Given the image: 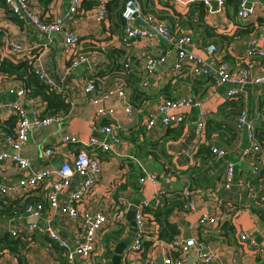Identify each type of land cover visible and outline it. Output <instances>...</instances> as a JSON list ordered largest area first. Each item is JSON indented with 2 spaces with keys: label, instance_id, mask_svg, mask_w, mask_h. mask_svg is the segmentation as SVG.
I'll return each mask as SVG.
<instances>
[{
  "label": "crops",
  "instance_id": "crops-1",
  "mask_svg": "<svg viewBox=\"0 0 264 264\" xmlns=\"http://www.w3.org/2000/svg\"><path fill=\"white\" fill-rule=\"evenodd\" d=\"M30 1L33 2L31 3L33 7L41 9L42 17H45V12L52 16L64 15L70 2V0ZM199 1L139 0L143 13H152L158 19L166 21L172 29L179 27L180 24L181 28L189 30L192 37L190 47L196 52L204 54L206 42L213 41L221 47L220 52L223 58L234 65V55L248 46L247 40L250 32L256 29L264 31V11L262 10L264 0H254L256 2L254 13L246 19H240L233 5L226 0L222 10L206 11L201 20L197 19ZM94 3V0H82L79 12L72 19H64L61 29L50 34V40L42 51L43 64L63 86V94L69 100L70 108L62 121L31 130L28 141L20 151L31 158L30 169L37 170L48 162L47 159L41 157L43 146L58 145L51 158L52 165L60 163L64 155L71 154L80 146L72 143L61 144V137L64 134H77L87 139L92 134V122L115 121L122 139L116 145L118 153L109 151L98 153L102 160L103 171L80 207H89L93 210L102 207L110 212L120 192H124L130 199L138 196L140 200H151L154 190L160 191V199L180 193L185 195L184 192L188 191L186 199H191L195 208L191 211L188 208L173 210L168 217L177 225L179 229L177 235L184 237L189 233V237L205 240L213 252L210 264H264V206L256 202L258 195L264 193V145L256 156L255 164L258 171L252 173L250 165L240 159V152L247 143L246 134L234 129V112L237 104L241 108L246 107L249 114L254 116L256 135L264 139V84H246L238 101H233L226 96V84L212 86L206 78L192 79L184 72L174 75L167 64L161 67L157 65L156 70L149 76V85L143 86L141 79L145 73L147 59L163 56L168 49H171L170 45L164 40L135 39L128 42L122 40L123 23L118 20V8L112 3H107L105 20L98 23L95 19V10L92 9ZM212 4L216 5L215 0H212ZM6 7L4 0H0V22L4 24L6 32L0 36V59L8 56L6 52L10 48L7 43L9 39L22 42L23 47L28 50V55L32 52L36 53V49L41 48L46 37L42 36L33 25H28L11 15ZM1 10H4L3 15ZM135 23L146 26L141 19H136ZM207 26H211L212 30H207ZM63 27H66V30H63ZM70 30L79 37L77 50H83L89 56L88 62L75 68L68 66V55L63 50L64 35ZM259 45L264 48V38L259 41ZM25 59L28 60V57ZM250 59L253 62L252 74L260 73V60L256 57ZM126 60H129L128 71L123 65ZM97 72L100 73L95 75ZM0 77L6 78L3 80L5 85L0 91L1 149L4 144V133L7 132L2 127L3 122L13 115L5 87L9 82L16 84L19 80L18 78H7L4 74ZM93 78L97 81L95 93L106 89L116 80L121 82L125 88L126 99L133 104L139 103L134 100L132 92L133 86L138 81V86L146 94H150L148 98L150 104L147 103L142 109L140 106L143 104L138 107L134 105L135 110L129 115L124 112L123 99L103 98L104 104L113 106L115 110L112 115L107 114L96 118L94 114L96 104L82 89L87 81ZM170 83L176 87V93L179 94H199L206 86H209L202 105L208 111L207 119L210 117L208 121L210 122L211 119L221 121L225 133L219 134L213 129L207 130L209 122H206V137L204 136L202 141H205L206 145L214 144L224 147L227 151L224 157L216 158L208 155L203 159V154L199 149L200 145L192 149L190 141L193 137V120L197 107L187 110L189 119L181 123V134H177L180 130L178 124L163 127L158 123L151 130H146L144 121L149 108L156 102L154 94L159 93L160 88ZM22 104L29 110L28 107L31 104L43 105L44 103L39 97H33L30 100L23 99ZM257 112L260 117H255ZM223 114H226L225 117ZM15 123L16 121L8 127L14 129ZM224 124L228 127L227 129ZM151 142H156V145L150 144ZM189 149H192V153L186 155L185 151ZM226 159L236 161L234 184L229 190L217 185L224 172ZM141 166L150 171L162 172L165 176L161 177L157 184L149 181L142 184L138 181V177L143 173ZM137 167L141 169V173L132 174V170ZM21 174L22 172L12 161L7 160L0 163V182L14 181ZM134 186L138 188L134 189ZM1 198L5 205L9 203L8 199H17L14 206L19 203L22 206L28 199L12 196V194H0ZM19 211L9 215L0 207V232L7 230L6 225L9 224L10 216ZM204 212L216 216V221L201 226L198 219ZM52 216L56 226L76 232V223L72 219L54 211H52ZM116 227L109 225L103 234ZM242 231L249 233L258 248L239 237ZM21 238L25 245L20 253L24 256L25 264H97L100 258L96 255L90 261L78 257L70 263L56 243L46 236L34 233L31 239L26 236ZM147 239L151 242L146 246L143 254L133 259L121 258L120 264H144L145 257L150 252L157 257L158 262H161L163 255L170 250L169 241L156 238L155 235ZM114 242L117 241L108 242V246L112 249ZM193 251L192 246L184 264H191ZM112 254H105L110 264ZM4 262L19 264L16 253L7 248L0 249V264Z\"/></svg>",
  "mask_w": 264,
  "mask_h": 264
},
{
  "label": "built area",
  "instance_id": "built-area-1",
  "mask_svg": "<svg viewBox=\"0 0 264 264\" xmlns=\"http://www.w3.org/2000/svg\"><path fill=\"white\" fill-rule=\"evenodd\" d=\"M108 1L110 0H95L92 5L98 23L105 20L106 3ZM202 2L208 12L220 11L225 5V0H215L216 5L212 4V0H202ZM4 3L11 15L16 16L28 25H33L42 36L46 37V40L40 46L41 48L38 47L37 52H32V55H28V50L23 47L22 42L13 39L7 40L10 46L8 52H6L8 53L7 57L12 60H25L28 57L33 73L38 79L49 88L63 93V86L46 69L41 54L50 40V34L61 29L64 19H72L79 12L82 0H70L64 15L56 14L52 16L45 12V17H42L40 8L31 5L33 2L30 0H4ZM255 4L254 0H238L236 15L240 19L248 18L254 13ZM262 10L264 11V2L262 3ZM3 13L4 10H1L2 15ZM121 16L123 17L122 40L127 42L135 39L164 40L171 47L163 56L147 59L145 73L141 79V85L143 86L149 85V76L156 70L157 65L169 55L171 50H175L176 53L168 66L174 74L184 72L204 75L211 78L212 86L226 84L227 98H238L248 83L264 84V48L259 45V41L264 38L263 30L256 29L250 34L247 40L248 46L242 52L234 55L235 64L231 65L228 60L223 58L219 46L213 41L206 42L204 54L196 52L190 47L192 37L189 30L177 28L175 32H172L166 21L158 19L152 13H143L139 0H123ZM136 19H141L146 26L135 23ZM5 33L4 24L0 22V36ZM78 41L79 37L74 31L70 30L65 33L63 50L68 55V66L70 68L88 62L87 52L77 50ZM252 57L260 60L261 72L258 74H252L253 62L250 59ZM123 65L124 69L128 71L129 60L124 61ZM0 75H3V73H0ZM2 78L0 77L1 81ZM5 89L8 92H15L18 97L24 100H30L25 95V88L22 83L9 82ZM82 89L83 92L90 95L89 99L96 104L94 113L96 118L113 114L115 108L104 104L103 98L107 97L123 99L126 114L130 115L135 110V107L126 99L124 85L117 80L106 89L95 93L97 84L93 79H89ZM204 97L186 93L174 99H159L149 108L144 121L146 130H151L158 123L163 127L183 123L189 119L187 110L197 107V113L193 120V137L190 141L192 149L197 148L200 141L204 139L208 113L202 105ZM8 103L12 108V114L17 119L13 131L4 133V144L0 149V163L10 160L22 174L14 181L0 182V194H12V196H19L24 199L33 197V199L25 201L22 209L10 216L6 229L14 237L26 236L31 239L34 233L46 236L57 244L70 263H73L78 257L91 261L93 256L98 255L100 258L97 264H110L104 254L103 232L109 225L117 227L122 225L124 227L123 237L126 235L128 230L126 211L131 199L124 192H120L121 194L115 199L116 204L110 212L102 207L93 210L89 207H80V205L103 171L98 150L118 153L116 145L122 140L118 131V124L115 121L99 123L94 121L92 122V134L87 139H83L77 134H64L61 137V144L72 143L80 146L71 154L64 155L57 165H52L51 158L55 154L58 145L43 146L41 157L47 159L48 162L37 170H31V158L20 152L23 145L28 141L31 130L56 121H62L67 113L57 112L55 114L40 115L43 105L31 104L28 110L18 100L8 101ZM147 103L150 104L149 101H145L140 109L145 107ZM255 117H260L259 112L256 113ZM254 119L247 108L243 107L236 114L234 125L238 132H245L246 134L247 143L240 152V159L250 165L252 173L258 171L255 164V153L261 149V142L255 135ZM209 148L216 158L224 157L227 152L224 147L214 144H210ZM192 149L185 151V154L191 155ZM235 164L236 161L233 159H226L225 161L224 172L217 184L225 190L231 189L234 184ZM141 169L143 173L138 177V181L142 184L146 181L157 184L161 177L165 176L162 172L150 171L142 166ZM184 193L188 195L189 192L185 191ZM256 202L264 206V193L258 195ZM160 203V191L158 190L153 191L151 200L143 199L139 201L134 213L136 223L134 236L132 241L123 249L121 258H137L146 249L143 244L144 239L156 236V225L152 220L151 213L146 211L145 208H155ZM187 206L190 211L195 208L191 199L188 200ZM52 211L64 214L72 219L76 223V232L56 226ZM29 216H36V219L25 221V218ZM215 221L216 216L205 212L198 219L201 226ZM239 237L258 248L255 240L250 237L247 231L240 232ZM192 246H195L197 252L195 264L211 263L213 252L205 240L193 236L184 238L176 235L169 241L170 250L163 255L161 262H158L157 257L150 252L146 255L144 264H184Z\"/></svg>",
  "mask_w": 264,
  "mask_h": 264
},
{
  "label": "trees",
  "instance_id": "trees-1",
  "mask_svg": "<svg viewBox=\"0 0 264 264\" xmlns=\"http://www.w3.org/2000/svg\"><path fill=\"white\" fill-rule=\"evenodd\" d=\"M227 1L233 5L235 10H237L238 0H227ZM94 2H95V0H94ZM199 2L200 3L197 5V7H198L197 12L199 14L197 19L201 20L203 18V15L207 11V8H206L205 4L202 2V0H200ZM225 2H226V0H225ZM107 3H112V5L114 7L118 8V10H119L118 20H119V22L122 21V23H123V17L121 16V10L123 7V0H110ZM235 13H236V11H235ZM169 27H171V26H169ZM181 27L182 26L179 24V27H177V28H181ZM177 28L172 29V27H171L170 30L176 31ZM182 29H184V28H182ZM206 29L212 30V27L207 26ZM207 32L210 33L209 31H207ZM251 32H253V31H251ZM251 32H250V34H251ZM250 34H249V36H250ZM219 49L221 50L220 46H219ZM100 72H97L95 75H98ZM0 73H3L4 75H6L7 78H14V79L18 78V80H19L18 83H22V85L25 88V95L27 98L32 99L33 97L34 98L39 97L42 100V102L44 104H43L42 109L40 110V115L55 114L57 112H64V113L68 112V110L70 108L69 100L66 99V96L62 92H58L54 89H51L47 85H45L42 81H40L38 79V77L33 73V69H32V66H31L29 60H26V59L25 60H12L8 57H3L0 59ZM186 76H188L192 79L198 78V77H204V78H206V80H209L210 83L212 82L210 77L204 76V75H194L191 73H187ZM4 79H6V78L3 77L2 81L0 80L1 87L3 85H5V82H3ZM93 80H94L95 84H97L96 79L93 78ZM208 87L206 86L201 92H199V94H197V93H193V94H195L197 96H203L204 97L207 93ZM175 88L176 87L171 83L164 85L162 88L159 89V93L154 94V97H156L154 99H156V101H158L161 98L174 99V98L184 94V93H180V94L176 93ZM132 92H133L134 100L139 101V103H137V104H133L130 102L133 106L135 105L138 107V106H140V104H143L145 101L150 100V99H148L150 94H146V92H144L138 86V81L133 86ZM239 97L238 98H228V99L229 100L232 99L233 101H238ZM236 103H238V102H236ZM236 106H237V108L235 109V112H234L235 116L242 109L237 104H236ZM222 110H224V109L222 108ZM225 115L223 114L224 117H225ZM16 119H17V117L15 115H11L8 119L4 120L2 127L5 128L7 132H12L13 128L11 129L10 127H8V125H13L14 122L16 121ZM208 119L206 120V122H209ZM1 122L2 121H0V123ZM178 125L180 126V130L177 131V134H181L182 125H181V123ZM224 125L226 126V124H224ZM171 126L172 125H170L168 127H171ZM205 127H206V124H205ZM223 127L224 126H222L221 121L211 119L209 122V127L207 130L210 131L211 129H213L214 131H217L219 134H223V133H225V131L223 130ZM227 128L228 127L226 126V129ZM234 129H235V126H234ZM255 135H256V131H255ZM204 136L206 137V132H205ZM257 138L260 140L261 147H262L264 145L263 137L259 136ZM150 144L156 145V142H151ZM198 145H200L199 149H201L200 153L203 154V156H202L203 159L206 158L208 155L214 157V155L210 151V148H209L210 145H206L205 141H200V143ZM99 152H102V151L98 150V153ZM259 152L255 153L256 156L258 155ZM135 172L141 173V169L139 167H137V168L133 169L131 173L134 174ZM135 184L136 183H134V185ZM123 186H125V185L123 184ZM135 188H138V186H134V189ZM136 191H137V189H136ZM186 196L187 195H184L182 193L177 194V195L174 194L173 196H164L163 198H161V203L158 206H156L155 208H152V207H146L145 208L146 211L151 213L152 220H153L154 224L156 225V238H159V239H162L165 241H171L177 235V233L179 232V229L174 222H171L169 220L168 217L172 213L173 210H181V209L186 210L188 208L187 202L189 199L187 200ZM31 199H33V197H29L26 201L31 200ZM185 199L187 201H185ZM8 200H9V203H6V205H7V207H6V205L3 204L4 203L3 199L1 198L0 199V207L4 211H6V213L9 215H10V213L12 214L13 212L19 211V208L24 205L23 204L21 206L19 203L18 205H20V206H18V205L14 206L18 200L17 199H8ZM185 204H186V206H185ZM112 226H114V225H112ZM123 234H124V227L122 225L120 227H116L115 229H111L108 232H106L105 234H103L104 235L103 242L105 244L104 254H112L113 253V249L108 246V242L110 240L118 241L119 239H121L123 237ZM150 242H151L150 239L146 238V239H144L143 244L146 247L149 245ZM24 245H25V243L23 242L21 237L12 236L7 230L0 232V249L7 248L11 252L16 253L19 264H25L24 256H22V254L20 253V250H21V248H24Z\"/></svg>",
  "mask_w": 264,
  "mask_h": 264
},
{
  "label": "water",
  "instance_id": "water-1",
  "mask_svg": "<svg viewBox=\"0 0 264 264\" xmlns=\"http://www.w3.org/2000/svg\"><path fill=\"white\" fill-rule=\"evenodd\" d=\"M62 29L66 30V27H63ZM175 53H176L175 50H171L169 55L165 59H163L158 64V66L161 67L163 65L169 64L173 56L175 55ZM6 97L9 101L18 100L21 103H23V99L18 97L15 92H8ZM139 201H140V198L138 196H133L130 200V204L128 205V208L126 211V218L128 220V230H127L126 235L123 238L115 242L114 247H113L111 264H120V258H121V253L123 249L132 241V238L134 236V232L136 229L134 213H135V209ZM35 219H36V216H29L27 217V219L25 218V221H33ZM189 235H190L189 233L185 234L184 238L189 237ZM194 247L195 246H193L194 251L191 253L192 254V260L190 261L191 264H195V256L197 253L196 248Z\"/></svg>",
  "mask_w": 264,
  "mask_h": 264
}]
</instances>
